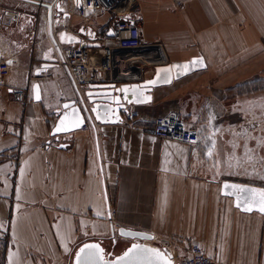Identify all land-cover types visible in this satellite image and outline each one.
<instances>
[{
    "label": "crops",
    "instance_id": "obj_1",
    "mask_svg": "<svg viewBox=\"0 0 264 264\" xmlns=\"http://www.w3.org/2000/svg\"><path fill=\"white\" fill-rule=\"evenodd\" d=\"M54 1L0 0V49L12 66L10 80L0 81V264H70L87 239L117 253L134 240L121 230L166 236L180 253L197 242L222 264H264V214L242 211L220 193L223 179L264 186L222 162L238 100L252 98L253 82L264 83V0L125 2V16L136 19L143 40L157 44L156 60L202 56L203 67L154 87L149 103L125 105L119 122H107L114 116L104 109L106 122L92 118L51 135L63 102L80 105L86 88L57 65L34 75L42 52L63 24L72 32L89 27L98 39L107 28L106 37L115 38L118 19L106 11L81 17L70 0L52 9L48 24L46 5ZM121 51L116 75L140 79L126 68L132 52ZM153 66H140L142 79ZM16 89L25 91L23 100L13 96ZM250 107L242 108L246 116ZM171 111L199 133L197 144L137 129Z\"/></svg>",
    "mask_w": 264,
    "mask_h": 264
},
{
    "label": "water",
    "instance_id": "obj_2",
    "mask_svg": "<svg viewBox=\"0 0 264 264\" xmlns=\"http://www.w3.org/2000/svg\"><path fill=\"white\" fill-rule=\"evenodd\" d=\"M70 0H55L54 3L47 4L48 9V24H51V14L52 9L59 12L62 8V3ZM72 4L77 7L80 4V0H71ZM109 32V30H108ZM108 32L105 34L108 36ZM63 37V39H62ZM84 37V38H83ZM53 42L55 45L59 44H75L78 43L79 46H99L100 41L97 40V33L95 30H92L89 27L84 25L79 26L74 32L67 31L64 28H60L53 34ZM156 45H147L132 49H123L129 50L132 52V57H137V60L131 61L127 60L126 68L129 71H135L140 75V79L137 77H132L133 73L126 72L116 75L117 66L114 65V77L115 82L110 83H92L84 87L83 95L80 93V105L73 104L71 100H66L62 104V110H60L58 117L55 121V124L50 130L51 135H59L62 133H68L83 127L87 121L90 122L92 118L97 122H106L107 117H103V110H108L107 116L110 114L114 116L113 119L108 120L107 122L116 123L119 122L120 118L118 114L121 109L127 104H142L149 103L152 100V90L154 87L159 85H164L170 83L173 79L182 77L185 74H188L196 69L203 67V58L202 56H193L189 60L180 61V62H167L165 64L153 63V73L148 78H141V68L140 64L145 62L140 57L143 54L153 55ZM155 54V53H154ZM154 56V55H153ZM56 57L52 47L46 48L41 54V61L39 66L33 70L34 75L40 76L47 68L57 65ZM193 61L197 63L193 64ZM184 65H188V68L185 70ZM150 81H156L155 84L149 83ZM127 89L125 93L123 90ZM33 93L37 96L39 94V83L38 81L33 82ZM112 95V98L110 97ZM84 97L86 98L88 104L84 102ZM107 97V98H106ZM150 98V99H149ZM118 101V102H117ZM101 102H108L112 106H105ZM67 105L68 107H65ZM96 109V111H93ZM97 113L101 116V119H97ZM79 126H77V123ZM61 129L57 131V129ZM237 185L240 188L245 189H254L257 193L264 191V186H260L254 183H247L241 181H235L230 179H223L220 181V193L232 198L233 205L237 207V203H240V210L246 211L245 208H250V211H257L261 214L264 212L260 211L261 202L260 197L257 194L254 197V202L249 203V200L253 198L248 195V193H241L237 189L231 187L225 188L224 185ZM240 198L239 201L237 198ZM247 211V212H250ZM125 233L124 236L134 239L127 246H125L121 251L114 253L111 250H107L99 239H87L82 241L75 248L70 264H76L77 254L80 252V249L85 245H98L99 248L103 250V258L107 264H117L119 258L124 256V254L132 248L134 244H138L141 248L144 249H153L160 253V256H156L150 253H138L137 260L139 264H172L171 253L168 249H158L150 244L144 242L145 239H150L152 236L150 234H143L135 231L121 230V233ZM130 233L131 235H127ZM87 252V250H86ZM84 254H81V259L83 260Z\"/></svg>",
    "mask_w": 264,
    "mask_h": 264
},
{
    "label": "built area",
    "instance_id": "obj_3",
    "mask_svg": "<svg viewBox=\"0 0 264 264\" xmlns=\"http://www.w3.org/2000/svg\"><path fill=\"white\" fill-rule=\"evenodd\" d=\"M130 0H80L79 6L75 7L81 17H87L90 14H97L106 11L110 16H118L115 22V38L106 37L104 34L99 39V46H79L75 44L52 43L56 57L57 66L65 69L67 75L73 80L75 85L84 88L92 83H110L115 82L114 65L115 60H123V49H132L147 45H153L143 40L140 27L135 18L126 17L123 4ZM55 2V1H54ZM72 9H69L71 12ZM11 19V18H10ZM13 19V18H12ZM65 24L61 28L66 30ZM59 30V29H58ZM68 31V30H67ZM107 28L103 32L106 33ZM157 46V44H155ZM121 50H116V49ZM132 55V53H131ZM130 55L128 60L135 61L137 57ZM143 61L139 66L146 64L164 63L161 60L147 53L140 57ZM126 62V58L124 59ZM12 66L6 60L2 49H0V81L6 84L11 77ZM132 77H134L132 75ZM13 96L17 100H23L25 91L16 89ZM141 132L154 135L159 138H165L186 144H197L199 133L191 129L186 121L176 112L171 111L153 118L147 125L137 128ZM114 237H116L114 235ZM148 241L158 249H168L171 253L172 264H222L205 254L202 247L194 241H189L183 252H178L176 247L179 245L166 236L152 237ZM145 242V241H144ZM146 243V242H145ZM148 244V243H147ZM150 244V245H151ZM176 244V245H175Z\"/></svg>",
    "mask_w": 264,
    "mask_h": 264
},
{
    "label": "rangeland",
    "instance_id": "obj_4",
    "mask_svg": "<svg viewBox=\"0 0 264 264\" xmlns=\"http://www.w3.org/2000/svg\"><path fill=\"white\" fill-rule=\"evenodd\" d=\"M258 90L254 89L252 98L238 100L235 131L226 138L232 149H227L222 162H226V170L235 171L237 177L264 184V90ZM246 105L251 106V116L243 113ZM222 172L225 171L218 173Z\"/></svg>",
    "mask_w": 264,
    "mask_h": 264
},
{
    "label": "snow or ice",
    "instance_id": "obj_5",
    "mask_svg": "<svg viewBox=\"0 0 264 264\" xmlns=\"http://www.w3.org/2000/svg\"><path fill=\"white\" fill-rule=\"evenodd\" d=\"M63 39V37H62ZM197 63V61H193V64ZM183 68L186 70L188 68V65H184ZM149 83L151 84H155L156 81H150ZM125 93L128 91L127 89L123 90ZM37 99H39V95L37 94ZM150 99V98H149ZM118 102V101H117ZM65 107H68L67 105H65ZM93 111H96V109H93ZM97 119H101V116L99 115V113H97ZM79 123H82V121H79L77 123V126H79ZM61 129H57V131H60ZM215 147V142L213 141V148ZM235 147V145H234ZM209 155L211 156L212 153L211 151H209ZM225 188H233V189H237L239 192L241 193H248V195L250 197H252V200H249V203L254 202V197L258 194L260 197V202H261V207H260V211L264 212V191H261L259 193L256 192V190L254 189H245V188H240V186L237 185H228L225 184L224 185ZM239 201V197L237 198ZM240 203H237V207H240ZM246 211H250V208H245ZM122 235H125V233H121ZM127 235H131L130 233H128ZM87 250V252H86ZM138 253H150V254H154L156 256H160V253L153 250V249H144L141 248L140 245L138 244H134L132 246V248H130L125 254L124 256L119 258V261L117 262V264H139L138 260H137V255ZM81 254H84V258L83 260L81 259ZM76 264H107L106 261H104L103 258V250L101 248H99L98 245H85L83 248L80 249V252L77 254V260H76Z\"/></svg>",
    "mask_w": 264,
    "mask_h": 264
},
{
    "label": "trees",
    "instance_id": "obj_6",
    "mask_svg": "<svg viewBox=\"0 0 264 264\" xmlns=\"http://www.w3.org/2000/svg\"><path fill=\"white\" fill-rule=\"evenodd\" d=\"M255 83H256V84H260V85H259V86H255ZM252 87H253V90H254V89H260V88H258V87H264V83L261 82V81H255V82L252 83Z\"/></svg>",
    "mask_w": 264,
    "mask_h": 264
},
{
    "label": "bare ground",
    "instance_id": "obj_7",
    "mask_svg": "<svg viewBox=\"0 0 264 264\" xmlns=\"http://www.w3.org/2000/svg\"><path fill=\"white\" fill-rule=\"evenodd\" d=\"M146 243H148V244H151L149 241H148V239H145L144 240ZM152 245V244H151ZM154 246V245H153Z\"/></svg>",
    "mask_w": 264,
    "mask_h": 264
}]
</instances>
